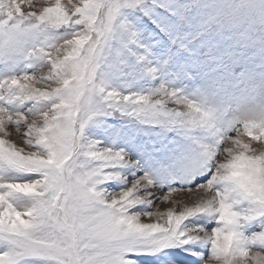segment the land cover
<instances>
[{
    "label": "rangeland",
    "instance_id": "obj_1",
    "mask_svg": "<svg viewBox=\"0 0 264 264\" xmlns=\"http://www.w3.org/2000/svg\"><path fill=\"white\" fill-rule=\"evenodd\" d=\"M0 264H264V0H0Z\"/></svg>",
    "mask_w": 264,
    "mask_h": 264
}]
</instances>
